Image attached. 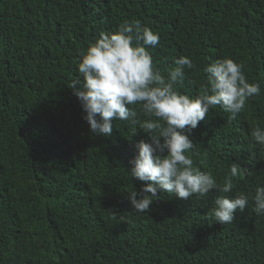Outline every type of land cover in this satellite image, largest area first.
I'll list each match as a JSON object with an SVG mask.
<instances>
[{"label": "trees", "instance_id": "obj_1", "mask_svg": "<svg viewBox=\"0 0 264 264\" xmlns=\"http://www.w3.org/2000/svg\"><path fill=\"white\" fill-rule=\"evenodd\" d=\"M126 20L159 33L147 50L163 75L178 57L192 59L177 85L191 98L208 83L203 69L223 58L260 85L235 119L216 106L190 136L193 167L218 183L239 167L231 192L159 193L148 212L134 211L128 192L147 182L131 178L129 161L147 134L120 120L109 137L91 133L69 86L80 52ZM257 125L264 128V0H0V264H264V216L251 195L232 223L208 218L216 197L264 187Z\"/></svg>", "mask_w": 264, "mask_h": 264}, {"label": "clouds", "instance_id": "obj_2", "mask_svg": "<svg viewBox=\"0 0 264 264\" xmlns=\"http://www.w3.org/2000/svg\"><path fill=\"white\" fill-rule=\"evenodd\" d=\"M159 41V33L139 20H126L116 32L102 31L80 52L79 75L69 85L81 102L91 133L109 137L113 121L120 120L138 124L147 134V139L134 144L137 154L129 161L131 178L147 182L140 192H128L137 213L148 212L159 193L187 200L194 195L206 197L213 190L231 192L239 167L232 165L229 176L218 183L211 172L193 167L188 154L194 147L190 136L211 109L219 106L235 119L248 99L261 93L258 83L247 80L244 66L231 58L209 63L203 69L208 83L195 98L181 93L177 85L183 84L185 69L196 65L191 58L180 56L174 61L176 67L163 75L147 50ZM79 77L83 83L77 88ZM132 105H138L147 119L141 121ZM251 136L264 146V128L257 125ZM250 195L253 210L264 216V187H258L254 195L216 197L208 218L222 225L232 223L237 211L243 212L249 204Z\"/></svg>", "mask_w": 264, "mask_h": 264}]
</instances>
